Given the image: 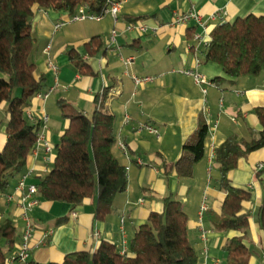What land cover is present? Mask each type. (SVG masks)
<instances>
[{
	"label": "crops",
	"instance_id": "0c3cea01",
	"mask_svg": "<svg viewBox=\"0 0 264 264\" xmlns=\"http://www.w3.org/2000/svg\"><path fill=\"white\" fill-rule=\"evenodd\" d=\"M191 10L203 16L211 34L215 26L223 23L212 20L213 13L223 14L224 22L249 14L264 16V0H125L117 18L108 12L99 20L77 21H71L72 14L67 11L37 10L32 19L37 41L31 60L36 65V75L45 78L42 91L58 86L47 99L35 96L28 109L34 113L32 121L38 123L45 113L49 115L48 135L55 150L50 160L42 148L33 150L25 170L13 176L9 188L0 192V220H12L17 229L13 245L3 244L8 257L19 252L25 229L20 208L22 194L16 191V185L28 169H34L26 180L31 184L52 167L56 145L68 126L62 116L61 100L90 116L97 108L115 116L114 152L125 168L129 167L128 184L117 196L112 213L103 220L95 215V199L78 206L40 200L29 212L34 224L30 257L9 264L62 262L71 252H94L103 240L115 244L118 251H127L130 240L149 215L163 212L166 196L183 204L199 264H230L223 246L229 238L242 235L250 250L249 264H264V232L259 221L264 202V148L243 158L231 173L232 185L251 194V199L243 203V211L251 216L246 232L224 231L215 226L222 215L225 193L220 189L219 164L212 155L229 136L251 140L259 135L262 125L255 108L264 106V72L217 82L215 79L225 77V73L219 64L205 62L206 49L198 54L201 64L197 66L192 36L202 29L193 21L174 23L179 14ZM141 16L146 17L132 21ZM130 22L144 24L148 31H127ZM58 23L63 25L55 31ZM113 30L115 40L111 39ZM96 35L103 39L104 48L89 56L85 43ZM48 44L49 54L45 51ZM73 49L90 65L92 74H81L71 62ZM130 56L136 59L126 65L122 57ZM49 59L58 65L57 72L48 65ZM191 68L214 82L207 86L206 93L183 72ZM133 74L155 78L137 85ZM126 114L131 117L128 124L123 123ZM201 117L209 126L204 157L195 164L190 177H180L174 171L167 174L164 164L181 158L183 145ZM7 121L8 113L6 119L0 120V152L8 139ZM141 123L153 125L158 134L139 129ZM119 140L126 151L118 145ZM204 203L208 210L200 222L199 211Z\"/></svg>",
	"mask_w": 264,
	"mask_h": 264
},
{
	"label": "trees",
	"instance_id": "16d2710c",
	"mask_svg": "<svg viewBox=\"0 0 264 264\" xmlns=\"http://www.w3.org/2000/svg\"><path fill=\"white\" fill-rule=\"evenodd\" d=\"M108 5V0H0V108L8 103V139L0 152V192L9 188L13 176L25 170L40 131V123L26 116V110L35 95L42 91L45 80L36 75V65L31 60L37 41L32 19L37 10L51 8L74 14L81 6H86L90 12L102 14ZM211 36L210 46L203 51L204 60L219 64L225 73V77L215 81L221 82L226 77L236 80L264 72L263 15L249 14L233 22H223L213 28ZM85 47L88 55L94 56L104 48V41L96 35ZM70 58L81 74L93 73L74 49ZM60 102L68 126L56 145L52 167L37 178L39 198L73 206L95 199V215L103 220L112 213L117 196L128 184L127 170L114 152L116 118L102 108H97L90 116L70 102ZM255 114L262 125L257 137L246 140L229 136L216 148L220 189L225 197L222 215L215 226L224 231L246 232L250 224L251 216L243 211V203L251 199V194L232 185L231 173L243 158L264 148V106L256 107ZM208 133L209 126L201 117L196 130L183 145L181 158L173 164L165 163V172L192 176L195 164L205 155ZM188 220L182 202L166 196L163 212L149 215L130 240L127 251H118L115 244L103 240L94 252H71L62 262L48 264H199L198 253L190 241ZM259 221L264 232V202L259 210ZM16 232L12 220H0V264H8L3 244L13 245ZM223 249L230 264H249L250 250L244 243V235L229 238Z\"/></svg>",
	"mask_w": 264,
	"mask_h": 264
},
{
	"label": "built area",
	"instance_id": "2783aa9c",
	"mask_svg": "<svg viewBox=\"0 0 264 264\" xmlns=\"http://www.w3.org/2000/svg\"><path fill=\"white\" fill-rule=\"evenodd\" d=\"M125 0H112L108 1L109 5L105 9V11L102 14L90 12L86 6H81L78 11L74 14L71 15L70 20L71 21H77V20H84V19H91V20H99L101 19L106 13L110 12L113 14L115 18H117L119 11L121 10L122 3ZM210 18L212 20H219L220 22H224L225 16L221 14L220 12H215L213 13ZM193 21L196 25V27L202 29L195 31L192 38L195 43L191 48H193L196 51V56H195V63L196 65L201 64V59H200V53L202 49H207L210 46L212 36L207 32V21L203 18V16L196 11H187L182 14H179L175 20L174 23L176 24H187L189 22ZM62 23H58L55 25V31L59 30V28L62 26ZM127 31H135L138 30L140 32H147L148 27L144 24L137 23V22H130L126 26ZM116 37V31H112L111 39L115 40ZM51 49V44H48L45 48V51L47 54H49V51ZM199 54V55H198ZM136 57L135 56H130V57H122L123 62L126 65H130L135 61ZM48 65L50 66L51 69L54 71H58V65L53 62L51 59L48 61ZM186 75L191 76L195 83L199 86L202 87V90L204 93L207 92V86L214 84L213 81L209 80L202 72H200L197 68L194 69H186L183 71ZM132 78L137 85H141L143 83L151 82L154 80V76L147 75V76H139L137 74H133ZM58 86L56 84L54 87H51L47 90L40 91L38 92L35 96L40 99H47L51 93L53 92L54 88ZM27 117L30 120H34L35 116L34 113L28 109L27 110ZM49 115L44 114L40 120V131L37 136V142L34 147V151L42 148L44 152L48 156V160L51 159V156L54 153L55 147L52 144L49 135H48V123H49ZM131 120V117L126 114L123 120L124 124H128ZM217 126V125H215ZM139 129H145L150 133L158 134V130L151 124L149 123H141L139 125ZM118 145L126 151V146L124 142L121 140L118 141ZM213 157H215V153L213 152ZM263 165L260 164L259 168H262ZM126 169H129L127 167ZM50 169H46V171L49 172ZM34 169L30 168L27 170V172L23 173L21 175L20 180L18 181L16 185V191L21 192L22 194V201L20 202V208H21V217L24 221L25 224V229L23 232L22 236V242H21V248L18 253L8 257V264L12 263L14 261H26L30 257V251L32 248L31 245V238L33 236V231H34V224L32 222L31 216H30V210L38 205L40 203V198L38 195V189L36 183H31L28 184L26 182L27 178L29 175L33 173ZM11 198V197H9ZM208 210V205L206 203L202 204L200 207L199 211V221L202 222L203 217L205 212ZM122 227H124V219H122ZM124 232V231H123ZM100 235L99 232L96 233V236L98 237ZM124 250L123 252H125Z\"/></svg>",
	"mask_w": 264,
	"mask_h": 264
},
{
	"label": "rangeland",
	"instance_id": "374dc122",
	"mask_svg": "<svg viewBox=\"0 0 264 264\" xmlns=\"http://www.w3.org/2000/svg\"><path fill=\"white\" fill-rule=\"evenodd\" d=\"M4 106H1L0 108V120L6 119V113L8 110V103H4Z\"/></svg>",
	"mask_w": 264,
	"mask_h": 264
}]
</instances>
